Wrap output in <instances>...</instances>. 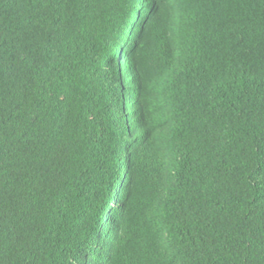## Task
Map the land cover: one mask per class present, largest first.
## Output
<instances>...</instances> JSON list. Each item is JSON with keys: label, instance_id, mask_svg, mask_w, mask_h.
I'll use <instances>...</instances> for the list:
<instances>
[{"label": "trees", "instance_id": "obj_1", "mask_svg": "<svg viewBox=\"0 0 264 264\" xmlns=\"http://www.w3.org/2000/svg\"><path fill=\"white\" fill-rule=\"evenodd\" d=\"M0 264H264V0H0Z\"/></svg>", "mask_w": 264, "mask_h": 264}]
</instances>
